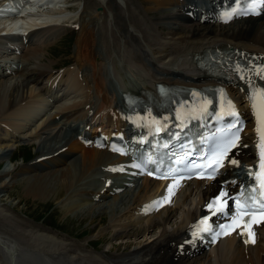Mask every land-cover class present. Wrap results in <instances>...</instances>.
<instances>
[{"label": "bare ground", "instance_id": "bare-ground-1", "mask_svg": "<svg viewBox=\"0 0 264 264\" xmlns=\"http://www.w3.org/2000/svg\"><path fill=\"white\" fill-rule=\"evenodd\" d=\"M6 1L0 0V7L15 8L3 6ZM118 1L124 4L128 11L127 0ZM185 1L189 0L146 1L141 13L156 18L164 8H179L176 14L166 18L178 19L181 22L178 31L181 30L184 34L177 38H162L159 32H155L157 25H153L150 19L143 16H138L139 22L128 21L129 25L126 26L132 31L117 28L118 14L113 10L112 2L100 0L105 6L104 16L108 12L109 17L113 18L108 21L113 35L112 46L108 44V40L102 39L100 47L105 53L104 58L94 52L95 32L93 28L85 25L84 29H80L78 51L74 56L75 65L57 71H54L51 53L47 49L71 27L63 25L69 17L66 18L67 9L58 4L64 0H29L24 3L23 8L16 9V15L0 17V31H15L22 35L13 41L0 38V159L7 156L11 159V151L24 140H39L35 150V154L39 155L37 165L31 164L32 169L37 171L44 167L50 168L46 166L48 163L55 167L66 166L57 171L51 170L48 174H36L24 181L25 186L21 190L25 195L49 197L55 202L62 196L67 197L69 191L94 169L100 171L117 164L120 167L116 173L124 170L121 166L123 158L92 145L86 147L82 139L87 129H92L91 136L96 135L94 131L102 128H108L107 131L114 129L115 135H130L136 131L138 123L125 119L122 114L126 106L121 94L126 92L143 97L155 93L157 83L196 88L208 84L219 85L228 96L231 92H236L237 97L233 100L249 122L243 141V144L248 145L247 148H241L239 145V150L230 154L231 160L235 159L237 163L231 165L229 160L226 165L229 172L214 182L191 181L177 187L167 184L164 189H160V183L142 178L140 184L132 187L133 189H126L123 185L116 186L119 180H116V175L112 178L104 172L100 177L102 185L99 184L95 191H84L92 200L105 202L108 197L113 199L107 204L110 209L107 217L108 225H111L114 231H121L119 229L124 227L116 226L120 219H128L138 226L136 231L143 237L156 228L159 234L150 244L137 246L130 253H120V245H117L114 247L117 255H113L111 249L99 256L86 253L71 256L72 251L68 250L66 243L59 238L20 228L21 226L11 221L8 216L2 218V226L9 233H0V247L7 259L5 264H20L16 263L18 259L21 264H186L190 262L187 252L190 254L204 249L199 245L194 248L192 245H184L188 240L187 232L206 216L205 206L208 200L217 192L223 193L229 189L228 185L222 186L223 182L239 181L236 177L240 174L232 173L241 162H245L247 166L258 165L260 148L257 145L260 143V134L257 132V113L260 106L257 96L253 94L256 85L248 89L240 80H237L236 84L234 80L226 78L215 79L197 67L194 57L231 47L255 57L264 67V23L261 16L228 24L219 23L221 28L210 27L207 31H202L193 26L201 25L200 18L207 14V17L215 18L214 8L217 5L202 11L201 7ZM209 1L213 3L215 0ZM73 21L75 18L68 19L65 23H74ZM133 42L137 43L138 48H134ZM110 57V71L120 81L114 90L106 87L102 75L104 59L108 60ZM35 61L45 64L48 69L36 71L34 78L27 79L24 66ZM83 64L91 66L89 75L85 74ZM124 72L130 74L134 81H124ZM7 77L10 79L5 80ZM254 102L257 104L256 109L253 108ZM128 123L135 125L134 131L126 128ZM76 150L80 152L78 157L73 154ZM12 163L10 161L2 174L14 167ZM230 167L233 169H229ZM32 169L31 172L34 171ZM105 182H110V185L106 187ZM116 188H122L123 192L112 195L117 192ZM161 199L163 207L158 209ZM118 205L123 207L118 210ZM101 207L104 206L81 209L76 218L89 216L93 220L101 212ZM150 207L157 212L147 214ZM178 212L180 215L175 216ZM174 216L177 222L170 225ZM260 227L256 229L257 233L253 231L240 236L235 233L219 241L199 258L200 264H264V223ZM115 234L118 236L119 232ZM130 245L131 241L124 244V249ZM65 256H68L67 260Z\"/></svg>", "mask_w": 264, "mask_h": 264}, {"label": "rangeland", "instance_id": "rangeland-1", "mask_svg": "<svg viewBox=\"0 0 264 264\" xmlns=\"http://www.w3.org/2000/svg\"><path fill=\"white\" fill-rule=\"evenodd\" d=\"M110 1L112 2L111 4L113 10L116 11V13L118 14V19L116 20L117 28H120L123 31H132L131 28L126 26L129 25L128 21L139 22V17L142 18L143 16L146 19H150L153 25H157L155 27V32H159V36L162 38H170L171 36H175V38H177L184 34L183 31L177 30L179 29V20L166 18L170 17L171 14H176V7L164 8L162 11H159L160 13L158 15L160 16L157 15L158 18H156L153 17V15H144L143 13H141V10H143L146 1L149 0H127L128 11H126V6L120 3L118 0ZM66 2L67 1H65V3ZM70 2L71 7L67 10L65 9V5L69 4H63L64 2L58 4L66 10V15H68L66 16V18L69 17V20L75 18V21H73L74 23H68V25L67 23H65L68 22V19H66L63 25H67L70 27L72 26V24H78L81 26H79V29L77 30L68 29L66 33H64L55 42H53L50 48L47 49L51 53L50 57L52 64L55 67L54 71L64 70L69 68L70 66L75 65L74 56L78 51L77 41L80 37V29H84L85 25L94 29V52L99 53L104 58L105 53L100 47L102 39H105L106 41L108 40V44H111L112 46V29L110 28V26H108V21L112 17H109L108 12H106V15L104 16V11H106L104 4L100 3V0H71ZM38 9H41V7H38ZM262 22L264 23V15L262 16ZM112 25H114L113 22ZM219 26L220 25L216 26L204 24L202 26L194 25L193 27L196 29H201L202 31H207V29L210 27H213L215 29L221 28V26ZM116 36L118 37V34ZM133 44L135 45L134 48H136L137 43L133 42ZM112 56L115 55L112 54ZM110 59L111 57L108 60L104 59L105 66L102 70V75L105 80L106 87L110 90H114L115 82H112L114 75L111 74L112 72L110 71ZM121 65L123 66V64ZM82 68L85 71V74L89 75V72L91 71V66L88 64H83ZM24 69L25 74L27 76L26 78L29 79L34 78L36 76V71H42L48 68H45V64H40L38 63V61H35L34 63L27 64L26 67L24 66ZM8 79L10 78H5V80ZM128 81H130L131 83L134 80L131 78V80L129 79ZM38 142L37 140H24L20 143V145L16 146L11 151V159L9 156L0 159V211L2 212V216H0L1 234L4 232L9 233L5 229V227L2 226V218L9 216V219L11 221L18 224L19 227L21 226L20 228L23 227V229L25 230L39 232L59 238V240L66 243L65 245L68 246L67 249L72 251L70 253L71 256L77 253L81 255H84V253H86L93 256H99L103 252H107L111 249H113L112 254L117 255L114 251V247L117 245H120V253H130L135 249V247H143L145 245L150 244L152 240L156 239L157 235L159 234L156 228L150 230L148 232V235L146 237H143V235L138 234L136 231L138 230V226L135 227L131 225L128 219H120V221L117 222L116 226H125L119 229L121 231H114V229L111 228V225H108L109 220L107 216L110 214V209L108 208L107 204L112 202L113 199L106 198L108 200L105 202H103V200L93 201L89 198V196H86L84 194L85 190H88V192L95 191L99 184L102 185L103 182L97 179L99 177L97 175L99 170L94 169L92 171L93 174H91V172L90 175H88L83 181H81V183L74 186L72 190L69 191L67 197L62 196L60 200L55 202L52 201L49 197H33L29 194H23L21 189L25 186L24 181L28 180L32 176H35L36 174L44 175L51 173V170L57 171V169L60 170L66 168L65 165L55 167L54 165H50L48 163L46 164V166H49L50 168L44 167L42 168V170L37 171L32 169L29 165L36 163L37 161L35 160L38 159L37 156H39L35 154ZM73 154L78 157L80 155V152L76 150ZM10 161L13 162L12 164L14 165V167L10 168L9 172L2 174L4 172V168H6V166L10 164ZM68 164L69 161L67 162V165ZM31 169L34 171L31 172ZM126 191L129 190H125V192ZM79 205L81 207H85L81 208ZM97 206L104 207H101V212L97 214L93 220L90 219L89 216L78 219L76 218L77 214L80 213V211H82L83 209L86 210L87 207L90 208ZM122 207L123 205H118L117 209L119 210ZM179 215L180 213L178 212L175 216ZM175 216L170 220V225H173L177 222ZM117 220H119V218ZM117 228L116 230H118ZM170 229H172V227ZM116 232H119L118 236L117 234H115ZM130 241L131 245L129 247H126L127 249H124V244H128ZM18 244L21 245L20 243ZM202 256H204L203 253L200 256L196 257L198 260L190 259V262L186 264H200V259L202 258ZM5 257V253L0 247L1 264H5V262L7 263V259ZM67 257L65 256V260H67ZM62 258L64 259L63 256ZM16 263L21 264V262H19V259L16 260Z\"/></svg>", "mask_w": 264, "mask_h": 264}, {"label": "snow or ice", "instance_id": "snow-or-ice-1", "mask_svg": "<svg viewBox=\"0 0 264 264\" xmlns=\"http://www.w3.org/2000/svg\"><path fill=\"white\" fill-rule=\"evenodd\" d=\"M261 7V4L259 3H253L250 8L252 11H255L256 8ZM260 98H261V106H260V110L257 113V117H258V128H257V132L260 134L261 137V141L262 143H258L257 147L261 148V167L264 168V92L260 93ZM253 108L256 109L257 108V104L254 102L253 103ZM234 114V113H233ZM239 139V136H236V140ZM233 146H235V144H233ZM227 153V149L224 150V154L226 155ZM232 164H236L237 161L232 160L231 161ZM219 166V165H218ZM257 179L260 180L261 183V187L264 188V176H258ZM225 195L224 193H221V196ZM211 207V205H210ZM247 211H251V209H246ZM260 210H264V205H262ZM248 242V241H246Z\"/></svg>", "mask_w": 264, "mask_h": 264}]
</instances>
